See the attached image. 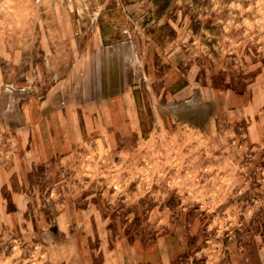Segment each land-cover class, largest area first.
<instances>
[{
  "label": "rangeland",
  "instance_id": "1",
  "mask_svg": "<svg viewBox=\"0 0 264 264\" xmlns=\"http://www.w3.org/2000/svg\"><path fill=\"white\" fill-rule=\"evenodd\" d=\"M0 264H264V0H0Z\"/></svg>",
  "mask_w": 264,
  "mask_h": 264
},
{
  "label": "water",
  "instance_id": "2",
  "mask_svg": "<svg viewBox=\"0 0 264 264\" xmlns=\"http://www.w3.org/2000/svg\"><path fill=\"white\" fill-rule=\"evenodd\" d=\"M52 230H54V229H52Z\"/></svg>",
  "mask_w": 264,
  "mask_h": 264
}]
</instances>
